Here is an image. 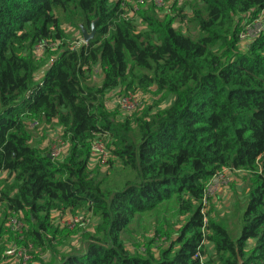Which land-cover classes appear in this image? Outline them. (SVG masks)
I'll list each match as a JSON object with an SVG mask.
<instances>
[{
  "label": "trees",
  "instance_id": "obj_1",
  "mask_svg": "<svg viewBox=\"0 0 264 264\" xmlns=\"http://www.w3.org/2000/svg\"><path fill=\"white\" fill-rule=\"evenodd\" d=\"M121 5L0 0V176L12 181L0 200L25 218L19 239L30 257H3L1 249L0 264H201L205 243L214 250L205 264H264V31L241 47L264 0H190L177 19L194 36L173 17L159 20L154 1L133 16ZM58 11L89 33L95 23L93 40L79 49L61 44ZM48 41L63 50L36 82L29 53ZM96 71L102 83L90 88ZM122 92L163 101L116 122L102 98ZM53 120L67 145L62 161L30 145L27 125ZM97 134L110 135L108 148L128 179L108 185L92 169ZM223 171L251 178L237 237L203 204L206 184ZM69 210L92 212L93 221L67 250L53 220ZM138 215L155 220L154 238L131 252L126 238L138 232Z\"/></svg>",
  "mask_w": 264,
  "mask_h": 264
},
{
  "label": "rangeland",
  "instance_id": "obj_2",
  "mask_svg": "<svg viewBox=\"0 0 264 264\" xmlns=\"http://www.w3.org/2000/svg\"><path fill=\"white\" fill-rule=\"evenodd\" d=\"M116 2L121 1V8L125 10L126 13L130 14L132 10H135V3L138 6V10L140 12H145L147 10L148 5L151 4L152 0H114ZM157 3L161 4V11L157 12V18L159 20H164V18L173 17L175 18V27L178 30H182L183 32L194 36L197 30L191 24L182 25L179 23L177 19V12L178 10L182 9L184 11H189L190 7V0H156ZM191 8V7H190ZM148 11V10H147ZM135 12V11H134ZM138 12V11H137ZM133 13V12H132ZM131 13V14H132ZM130 16H133L131 15ZM56 16L60 22V30L63 31L65 37H63L61 44L65 43L69 45L73 49H79L82 46H85L87 43L85 42L84 38L81 34H79L78 28L79 26L82 27V23L78 21L76 23V28L72 27L70 23H68L63 15V12L58 11L56 12ZM142 28H145L144 22L139 24L138 30L140 31ZM264 31V14H261L259 18H257L251 26L246 28V33L244 34L245 38L242 41V48H247L253 40L256 39L262 32ZM86 32L90 34L87 30ZM52 40V39H50ZM47 47V48H46ZM46 48V49H45ZM63 49L58 47V44H53L52 41H48L47 45L38 46L37 48L33 47L29 53V56L36 59L34 60L35 66L39 69L36 82L41 81L43 76L45 75L46 71L52 65L51 62L56 55L62 52ZM40 53V54H38ZM102 73L95 72L92 76V79L89 81L90 88L98 87L102 83ZM131 93V92H130ZM115 96H124L122 92L120 95L114 93H110L102 98L105 106L106 111L111 113L114 118H116V122H123L126 120L125 118L133 119L131 116L137 115L139 116L143 112L147 110L149 107H153L154 105H159L163 98L153 95L152 93H144L140 92L137 93L135 98L138 100L137 109L130 114H126L122 112L118 107L115 105ZM141 103V105H140ZM167 104V101H166ZM165 106V103L163 107ZM29 122V121H28ZM40 124L30 127L32 123L28 124V130L32 135L30 145L41 151L42 153L51 156V151L57 150V143L62 140L64 141L65 138L62 137L63 128L58 124L56 120H53L49 123H42L39 121ZM110 147V145H109ZM65 151L62 155L57 158L58 160H63ZM104 154V152H103ZM101 160H96L94 167L92 169L95 172L102 174L99 176L101 180H107L106 184L114 185L117 182H120L121 179H128L127 171L123 168L122 164L115 158L114 154L111 153L109 148H106V155ZM55 159V160H57ZM105 174H109V176H105ZM251 178L248 174L242 172L240 174H233L228 172V178L226 179V184L220 185L211 195L209 200V205L206 209L210 218H214L216 221L222 222L224 225H227L228 230L231 232L233 237H237L239 234V230L241 227V217L243 210L246 205V188ZM12 181L5 176L0 177V199L2 197V193L5 191L7 192L8 188H11ZM205 211V212H206ZM0 228L6 231V227L9 228L8 219L10 214L8 213L5 202L0 200ZM93 213H87L86 210L81 212L75 211H68L61 214H58L57 217L53 221H55L54 225L56 224V230L60 233V237L67 241L66 245L64 246L65 249L70 250L76 248L79 238L84 234L85 229L91 224L93 221L92 219ZM138 222L133 227V230H137V233L129 234L126 240L128 241V248L131 252H144L145 246L144 244L148 243L151 239L154 238V219H148L147 215H138L137 216ZM19 220L24 224V236L26 233V229L28 228L26 225V221L24 217L19 216ZM10 222V221H9ZM92 224L87 228L90 230ZM92 229V228H91ZM12 230V229H11ZM14 231V230H12ZM19 234V235H18ZM4 239L1 240L0 250L2 249V256L3 257H10L13 259L22 260L20 256L12 255L7 256L9 250L12 249H23L25 244H23L20 238V232L14 233L11 232L6 234L4 232L3 235ZM24 239V238H23ZM164 241V239H163ZM157 244L160 245L161 243L157 241ZM204 245V244H203ZM213 246H210L206 243L205 256L203 255V259L209 260L214 253L212 250ZM4 249V250H3ZM152 251L154 253H158L159 249L155 245L152 246ZM35 257H40V251L36 248L34 252ZM35 261V260H33ZM37 262V261H35ZM17 264V263H14Z\"/></svg>",
  "mask_w": 264,
  "mask_h": 264
},
{
  "label": "built area",
  "instance_id": "obj_3",
  "mask_svg": "<svg viewBox=\"0 0 264 264\" xmlns=\"http://www.w3.org/2000/svg\"><path fill=\"white\" fill-rule=\"evenodd\" d=\"M153 1L158 8L162 9L161 4L157 3L156 0H152V2ZM134 11L135 12L138 11V6H136V3H135V10ZM135 12H133V13H135ZM244 38H245V36H242L241 40H244ZM43 45H47V43L39 44L35 48H37L38 46H43ZM38 54H40V53H38ZM115 97H116V100H115L116 107H118L122 112H124L126 114L133 113L137 109V107H139L137 104L138 100L135 98V96L130 95L128 97L127 96H122V97L121 96H115ZM140 105H141V103H140ZM35 125H38V123H33V124H31L30 127H33ZM109 136H110L109 134H97L94 137V139L92 140V142H91V162L92 163H94L96 160H101L103 157H105L104 154L106 155V148H108V146L111 144ZM56 145H57L58 149L54 150L53 152L51 151L50 158L52 160L59 158L67 147L66 143L62 140H60ZM103 152H104V154H103ZM228 172L229 171H223V172L216 173L215 176L206 184L205 196H204V202H203L205 211L209 205V200H210L212 193L220 185L226 184V179L228 178ZM13 215H10V217L7 218L8 219V225L10 226L8 229L14 230V231L11 230L14 233L20 232V228L22 227L21 221L19 220V218L17 216H13ZM205 244H204V246H205ZM6 253H7V256H12V255H15L17 253L14 257L20 256V258H22L24 262H27L30 259L29 255H28V250L25 248H23L22 250L21 249H17V250L12 249ZM196 259H198L201 264H205V261H204L202 255L200 256L197 253Z\"/></svg>",
  "mask_w": 264,
  "mask_h": 264
},
{
  "label": "water",
  "instance_id": "obj_4",
  "mask_svg": "<svg viewBox=\"0 0 264 264\" xmlns=\"http://www.w3.org/2000/svg\"><path fill=\"white\" fill-rule=\"evenodd\" d=\"M81 30H82L83 38L86 43H89L95 37L96 34L95 23H93L92 25V30L90 34H88L84 28H81Z\"/></svg>",
  "mask_w": 264,
  "mask_h": 264
},
{
  "label": "flooded vegetation",
  "instance_id": "obj_5",
  "mask_svg": "<svg viewBox=\"0 0 264 264\" xmlns=\"http://www.w3.org/2000/svg\"><path fill=\"white\" fill-rule=\"evenodd\" d=\"M82 37H83V34H82Z\"/></svg>",
  "mask_w": 264,
  "mask_h": 264
},
{
  "label": "crops",
  "instance_id": "obj_6",
  "mask_svg": "<svg viewBox=\"0 0 264 264\" xmlns=\"http://www.w3.org/2000/svg\"><path fill=\"white\" fill-rule=\"evenodd\" d=\"M1 216V215H0Z\"/></svg>",
  "mask_w": 264,
  "mask_h": 264
}]
</instances>
